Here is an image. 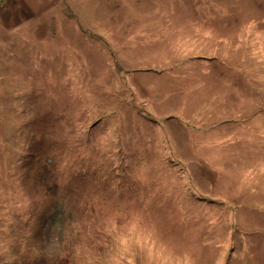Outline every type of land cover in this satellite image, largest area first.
Returning <instances> with one entry per match:
<instances>
[{
    "label": "rangeland",
    "instance_id": "1",
    "mask_svg": "<svg viewBox=\"0 0 264 264\" xmlns=\"http://www.w3.org/2000/svg\"><path fill=\"white\" fill-rule=\"evenodd\" d=\"M0 264H264V0H0Z\"/></svg>",
    "mask_w": 264,
    "mask_h": 264
}]
</instances>
